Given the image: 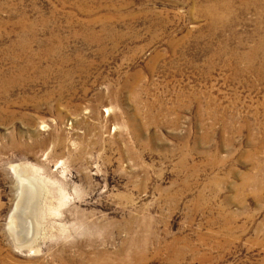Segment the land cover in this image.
Returning <instances> with one entry per match:
<instances>
[{"label": "rangeland", "instance_id": "rangeland-1", "mask_svg": "<svg viewBox=\"0 0 264 264\" xmlns=\"http://www.w3.org/2000/svg\"><path fill=\"white\" fill-rule=\"evenodd\" d=\"M0 260L264 264V0H0Z\"/></svg>", "mask_w": 264, "mask_h": 264}, {"label": "bare ground", "instance_id": "bare-ground-1", "mask_svg": "<svg viewBox=\"0 0 264 264\" xmlns=\"http://www.w3.org/2000/svg\"><path fill=\"white\" fill-rule=\"evenodd\" d=\"M21 226V225H20ZM0 264H6V263H4V262H2L1 260H0Z\"/></svg>", "mask_w": 264, "mask_h": 264}]
</instances>
